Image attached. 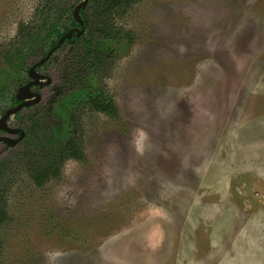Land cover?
<instances>
[{
  "label": "rangeland",
  "instance_id": "rangeland-1",
  "mask_svg": "<svg viewBox=\"0 0 264 264\" xmlns=\"http://www.w3.org/2000/svg\"><path fill=\"white\" fill-rule=\"evenodd\" d=\"M43 1L0 0L1 53ZM117 25L94 81L116 114L62 97L82 158L41 187L11 163L0 264H264V0H143ZM12 75L0 54V88Z\"/></svg>",
  "mask_w": 264,
  "mask_h": 264
},
{
  "label": "flooded vegetation",
  "instance_id": "flooded-vegetation-1",
  "mask_svg": "<svg viewBox=\"0 0 264 264\" xmlns=\"http://www.w3.org/2000/svg\"><path fill=\"white\" fill-rule=\"evenodd\" d=\"M45 1L47 0L43 1L36 12L39 21L37 23H32L31 26L41 25L45 21L47 12V10H43V5L46 3ZM52 1V10H50V12H52V20L56 23L55 32L51 35L42 34L41 38L45 39L43 48L40 51L38 50L37 53H31V55L24 59L26 65L25 70L22 72H14L12 75V82L7 89L5 86L4 93L0 94V118L9 109L28 100H20L17 97L19 90L28 84H31V92L38 94L40 97L36 103L24 106L10 116L6 122V129L0 127V137L17 140L15 146H9L4 141L0 142V145L5 146V148L9 150L20 148V144L24 142L27 134H30L28 133V128H34L32 134H43L44 131L50 132L51 134H74L73 130H75L76 126L75 122L71 120V114L73 113L76 115V112L70 110L71 113L69 115L68 112L67 114L65 113L64 108H60L62 105V97L67 96L70 98L67 106L68 110L71 108L72 104L75 105L77 103L80 105L79 107L82 108L84 100L78 101V99L84 94L83 97H85L87 93L92 95L98 93L95 91L96 88L94 81L96 82L98 80V74L107 72L115 61L116 53L113 50L115 48H109L111 42H119L124 36L130 37L129 33L123 32L122 28L117 25V20L122 18L124 14L121 17L116 16L115 26L119 29V38L114 40L107 39L105 43L101 41L98 51H95L97 35L95 34L96 29L94 26L96 25L98 18L97 13L93 10L94 0ZM81 4L82 6H80ZM78 6L80 7L77 18L76 9ZM134 6L129 8L128 11ZM24 25H30V23ZM69 33H71L70 37H68ZM90 45L94 46L92 52L88 51ZM104 51H113V53H111L112 55L110 57L102 58L99 63V54ZM50 63H52L54 69L57 71L53 76L43 71V69ZM32 68H34L37 75L41 77L38 81L30 75ZM50 87H53L54 96H52L53 98L49 99L48 103H46L40 116H35L33 114L29 115L28 117L31 121L27 124L22 122L11 123V119L20 118V115L24 110L32 109L41 104L43 101L42 90ZM2 89L4 88H1L0 91ZM104 92V94H106L105 90ZM33 99H35V97L30 100ZM75 119L77 122L78 119L76 116ZM72 123L73 129L69 131L67 128L70 127ZM17 129L24 132V137L21 138L19 132L12 135L13 133H11L10 130Z\"/></svg>",
  "mask_w": 264,
  "mask_h": 264
},
{
  "label": "trees",
  "instance_id": "trees-1",
  "mask_svg": "<svg viewBox=\"0 0 264 264\" xmlns=\"http://www.w3.org/2000/svg\"><path fill=\"white\" fill-rule=\"evenodd\" d=\"M142 0H94V12L97 13L96 29V46L98 51L101 41L105 43L107 39L114 40L120 36L119 29L115 26V17H121L129 8ZM43 10L46 11L45 21L41 25L31 26L21 25L17 45L12 48L0 52L4 59L9 72H22L25 70L24 59L31 53L40 51L45 43V39L41 38L42 34L51 35L55 32L56 23L52 20L50 10H52V0L45 1ZM90 45L89 52L94 50V46ZM113 51H104L99 54V63L102 58L110 57ZM1 89V88H0ZM5 88L0 91L4 93ZM101 90L96 95L88 93L79 100H84V105L102 111L106 114H116V106L110 96L104 94ZM71 120L75 122L74 134H51L44 131L43 134H32L34 128H28L27 136L24 142L20 144V149H11L13 151V160L9 157L0 165V180L4 179L9 170L12 169L11 163H20L24 166L35 184L39 187L45 185L52 179L58 178L61 174L62 166L67 159L82 158V148L78 133V123L75 121V115L71 114ZM8 219L6 211V202L0 194V225ZM1 249V239H0Z\"/></svg>",
  "mask_w": 264,
  "mask_h": 264
},
{
  "label": "water",
  "instance_id": "water-1",
  "mask_svg": "<svg viewBox=\"0 0 264 264\" xmlns=\"http://www.w3.org/2000/svg\"><path fill=\"white\" fill-rule=\"evenodd\" d=\"M84 5V4H83ZM82 6V4L80 5ZM76 9V17L78 18V11H79V7ZM71 36V33L68 34V37ZM30 75L31 77L35 78L36 81H38V79H41V77L39 75H37V73L35 72L34 68L31 69L30 71ZM40 77V78H39ZM35 81V82H36ZM30 86L31 84H28L27 86L21 88L19 90V93L17 95L18 99L22 100V99H28L25 102H23L22 104L17 105L16 107L9 109L1 118H0V127L5 128L6 129V122L7 119L12 116L13 114H15L17 111H19L22 107L27 106V105H31L33 103H36L40 97L38 94H34L31 92L30 90ZM35 97V99L30 100L31 98ZM11 133H13L12 135H15L16 133H20V137H24V132L21 130H10ZM4 141L5 143H7V145L9 146H15L17 143V140H14L12 138H6V137H0V142Z\"/></svg>",
  "mask_w": 264,
  "mask_h": 264
}]
</instances>
